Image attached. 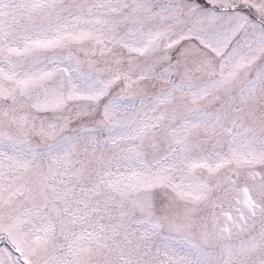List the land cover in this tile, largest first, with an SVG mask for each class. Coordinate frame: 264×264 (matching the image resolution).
Instances as JSON below:
<instances>
[{
  "label": "snow or ice",
  "instance_id": "1",
  "mask_svg": "<svg viewBox=\"0 0 264 264\" xmlns=\"http://www.w3.org/2000/svg\"><path fill=\"white\" fill-rule=\"evenodd\" d=\"M0 264H264V0H0Z\"/></svg>",
  "mask_w": 264,
  "mask_h": 264
}]
</instances>
